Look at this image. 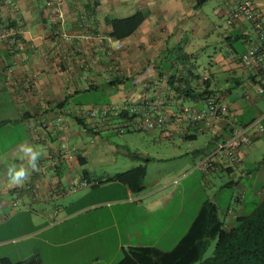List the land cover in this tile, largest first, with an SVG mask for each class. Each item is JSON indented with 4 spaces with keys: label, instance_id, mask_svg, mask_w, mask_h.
<instances>
[{
    "label": "crops",
    "instance_id": "obj_1",
    "mask_svg": "<svg viewBox=\"0 0 264 264\" xmlns=\"http://www.w3.org/2000/svg\"><path fill=\"white\" fill-rule=\"evenodd\" d=\"M12 1L13 11L8 14H2L0 5V26L18 29L22 45L15 49L0 42V260L29 262L37 258L42 264H116L123 251H172L209 201L197 208L173 246L164 250L151 242V235L135 227L145 222V230L147 217L164 210L174 194L170 198V191L160 188L147 192L146 184L171 177L175 168L170 166L175 161L183 164L197 160L200 164L232 129L256 120L261 125L264 122V94L256 93L259 79L239 61L244 51L259 43L252 24L234 17L245 0H214L218 2L214 15L224 16L228 26L223 35L228 54L216 56L200 75H210L211 87H219L221 92L217 95L229 113L209 125L181 126L171 123L174 116L183 107L200 110L204 103L178 96L170 89L168 79L176 69L182 70L179 49L193 57L185 51L183 41L189 35H201L203 19L211 23L202 8L212 0L203 5L199 0ZM252 1L264 20V0ZM136 13L144 15L140 27L121 40L112 38V21ZM202 31L203 37L208 35L205 29ZM148 64H155L158 70L144 82L134 84L133 79ZM8 67L12 69L11 76L6 75ZM239 89H244L242 97L227 102L232 91ZM98 92L108 99L106 105L84 104L86 96ZM157 100L163 104L161 112L167 124L159 131H151L152 136L159 132L171 141H192L203 135L206 140L200 147H178L175 152L155 157V162L146 166L143 190L133 193L128 186L113 180L119 173L105 176L106 171L96 169L117 153L137 159L131 156L135 152L127 147L95 144L94 135L101 127L106 128L110 119L133 122L140 128V105ZM79 107L108 112L85 126L86 119L71 114ZM58 114L63 117V132L55 125ZM131 117L133 120H129ZM77 120L82 121L84 131L75 129ZM10 132L18 135L13 143L9 142ZM263 136L264 133L253 135L251 141ZM61 141L75 149L71 159L61 153ZM27 147L40 153L35 170L23 151ZM250 150L248 146L240 151V165ZM106 151L113 154L107 156ZM137 154L152 159L149 154ZM223 162L214 163L212 168ZM186 165L176 173H181ZM12 166L27 172L19 184L9 178L8 169ZM82 180L90 186L70 190ZM250 187L247 199L260 198L264 176L256 177ZM247 194L243 192L237 199L243 213ZM121 209L127 211L125 216H121ZM138 214L142 217L139 221L135 219ZM130 215L132 218H128ZM223 222L232 226L233 218ZM58 254L63 255V261Z\"/></svg>",
    "mask_w": 264,
    "mask_h": 264
},
{
    "label": "rangeland",
    "instance_id": "obj_2",
    "mask_svg": "<svg viewBox=\"0 0 264 264\" xmlns=\"http://www.w3.org/2000/svg\"><path fill=\"white\" fill-rule=\"evenodd\" d=\"M217 3V1L212 0L203 6L202 11L211 23L209 24L203 19L205 23L201 25V35L195 33L194 35H189L188 38L183 41V46H186L185 51L193 54L194 72L198 75L203 74L204 68H208L216 56L219 54L227 56L228 54L223 41V35L225 30H228V26L224 16L216 17L214 15V9H216ZM202 29H205V33L208 34L207 36L203 37L204 32ZM243 90L244 89L232 91V94L227 98V102L237 97H242ZM251 95L253 98H257L253 93H251ZM107 100L103 92H98L86 96L83 102L84 104L103 106L107 104ZM99 116L94 119H86L84 125L88 126L91 122L97 121ZM262 124V126H264V122ZM74 127L75 129L79 128L81 131H84V127L81 124L74 123ZM151 133L152 132L140 130L138 124L133 122L108 120L107 127H101L99 131L96 132V135H94L93 143L104 146L127 147L129 150H132L130 152L149 154L148 156L152 159H150V161H140L139 159L124 157L121 153H117L114 159L111 158L106 160V163L97 167L96 170H104L106 171L104 174L105 176L108 174L112 176L116 173L128 171L132 166H147L151 162L154 163L155 157H161L165 154L175 152L178 150V147L181 149H185L188 146L200 147L206 140V136L198 135L197 140L180 141L175 139L171 141L162 137L159 132H154L156 135L155 137L152 136ZM17 136L15 132H10L9 142H15ZM88 141L92 142L91 137H89ZM249 147L251 149L250 154L246 157L247 160L245 159L244 164L238 166L231 165L233 173H227L225 171L229 166L227 162L215 166L206 174H202L196 169L199 164L197 160L194 161L195 164L193 162H183V164H180V162H173V159H171L173 163H171L170 168H175L173 175L163 181L146 184V186L147 192L160 188L163 191H170V198L173 194L174 198L167 202V206L164 210L155 212L153 215L147 217V227L145 230L143 227L145 222L135 228L145 232L147 236L151 235V242L167 250L173 246L174 239L182 234V228H186V224L190 221L192 214H194L197 208L205 201H209L212 205L217 207V216L219 220L229 222L232 215L239 213L240 209L237 199L243 192L247 194L248 191L246 200L248 202L252 200L251 198L247 199L250 194V185L256 177L259 176V178H262L264 176V136L258 141H251ZM105 154L109 156L113 153L106 151ZM186 164H188V166ZM185 165L187 167L181 173L177 174L176 172L184 168L183 166ZM245 170H248V172H245ZM120 211L121 216H125L127 211L124 209ZM228 211H230V213H228ZM128 218H132V215ZM135 219L139 221L142 217L138 214ZM157 238L160 239L158 242H155ZM215 243L216 236H213L208 242L207 250L204 253V259L212 256ZM58 257L59 260L63 261L62 254H58Z\"/></svg>",
    "mask_w": 264,
    "mask_h": 264
},
{
    "label": "trees",
    "instance_id": "obj_3",
    "mask_svg": "<svg viewBox=\"0 0 264 264\" xmlns=\"http://www.w3.org/2000/svg\"><path fill=\"white\" fill-rule=\"evenodd\" d=\"M199 1L200 5H203L209 0ZM143 21L142 13H136L126 19L113 20L111 37L120 40L126 38L132 35ZM179 52L182 54L179 58L182 62V70L176 69V72L170 74L168 79L170 89L184 99L200 100L204 106L210 101H220V96L217 94L221 91L219 87H211L210 75L207 74V78L204 79L195 74L192 71L193 63H190L193 60L192 55L184 53L182 49H179ZM156 70L158 68L155 64H148L133 79V83L144 82ZM227 91L230 92V90ZM77 122L82 124L81 120ZM131 156L143 161L149 160L148 157L137 153H132ZM225 171L232 173L233 168L230 166ZM146 173V166L139 165L117 174L113 180L128 186L133 193H139L144 188L143 181ZM244 211L243 213L239 210V213L232 215L233 224L228 226L218 219L217 207L206 202L197 222L172 251L164 253L156 249H143L138 254L123 251L121 259L116 264H264V192L260 198L247 201ZM213 236H216L213 254L204 259L208 242ZM0 264L42 263L37 258L29 262H13L4 258L0 260Z\"/></svg>",
    "mask_w": 264,
    "mask_h": 264
},
{
    "label": "built area",
    "instance_id": "obj_4",
    "mask_svg": "<svg viewBox=\"0 0 264 264\" xmlns=\"http://www.w3.org/2000/svg\"><path fill=\"white\" fill-rule=\"evenodd\" d=\"M83 3H94L99 0H82ZM2 14L5 12L8 14L13 11V1L12 0H0ZM1 14V15H2ZM234 17H242L245 21L252 24L253 28L257 32V37L259 43L249 47L240 55V62L244 69L249 71L251 74L255 75L259 79V84L257 85L256 93L257 95L264 94V20L256 13L255 4L252 0H245L239 9L234 14ZM85 18V16H83ZM0 42H4L9 46L19 48L21 43V33L18 29L12 26H0ZM6 75H12V69L8 67L6 69ZM207 75L204 76V79ZM162 102L157 101H144L140 107V113L142 115L140 129L144 132H151L157 129L163 128L167 124L166 116L161 112ZM108 109L104 111H96L92 109H86L84 107H79L73 111L71 114L76 118L80 119H94L97 116L106 115ZM229 113V108L227 105L221 103L218 100L210 101L202 109L196 110L189 107H183L181 111L174 116L171 120L173 125L181 126L184 123L189 124H211L218 118L225 117ZM55 125L59 132H63L65 129L64 121L61 114H58L55 119ZM264 133V127L261 125L260 120L253 121L252 123L244 126L238 127L231 130L230 135L220 141L215 150L205 157L201 163L196 167L202 174H206L214 163L218 161L227 162L229 167L231 165L236 166L242 163L239 156L240 151L247 148L252 140L253 135H261ZM60 151L64 157L71 159L75 154L74 148H69L65 141L60 143ZM223 162V163H224ZM90 186V183L86 180H82L78 185L72 186L70 190H76L79 188H86Z\"/></svg>",
    "mask_w": 264,
    "mask_h": 264
},
{
    "label": "clouds",
    "instance_id": "obj_5",
    "mask_svg": "<svg viewBox=\"0 0 264 264\" xmlns=\"http://www.w3.org/2000/svg\"><path fill=\"white\" fill-rule=\"evenodd\" d=\"M23 151L29 156V164L33 170L36 169V162L40 155L39 151H33L31 147L24 148ZM8 175L13 184H19L27 175L24 168L17 170L15 166L8 169Z\"/></svg>",
    "mask_w": 264,
    "mask_h": 264
}]
</instances>
